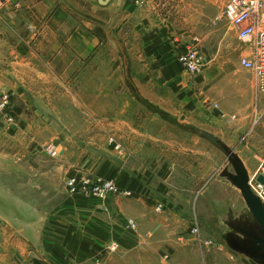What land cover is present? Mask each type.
<instances>
[{
	"label": "crops",
	"instance_id": "0c3cea01",
	"mask_svg": "<svg viewBox=\"0 0 264 264\" xmlns=\"http://www.w3.org/2000/svg\"><path fill=\"white\" fill-rule=\"evenodd\" d=\"M171 1L184 0H13L4 8L0 92L11 94L16 122H0V264H121L133 251L152 264H250L220 239L241 193L220 176L222 153L190 127L220 138L252 175L264 167L262 95L240 78L247 50L229 25L203 38L200 22L177 25L179 11L165 9ZM201 11L195 4L199 19ZM193 35L216 44L198 77L176 61ZM154 38L161 46L152 50ZM48 124H67L69 144ZM49 144L56 160L42 150ZM90 149L107 155L95 172L63 162ZM82 172L114 173L132 195L70 194L66 179ZM204 187L218 220L219 246L209 254L187 212ZM110 243L115 254L104 251Z\"/></svg>",
	"mask_w": 264,
	"mask_h": 264
},
{
	"label": "built area",
	"instance_id": "2783aa9c",
	"mask_svg": "<svg viewBox=\"0 0 264 264\" xmlns=\"http://www.w3.org/2000/svg\"><path fill=\"white\" fill-rule=\"evenodd\" d=\"M13 0H0V15L8 3ZM214 25L225 22L234 31L238 40L245 46L247 54L240 57L239 65L249 72L254 79L258 94H264V0H227L214 18ZM184 52L176 57L182 69L191 77L200 76L206 67V58L202 52L201 39L192 36L189 42L183 44ZM12 96L9 92H0V122L4 120L8 126L14 122L15 116L11 110ZM215 109H219L217 104ZM224 116V114H223ZM236 119L235 115L231 116ZM44 152L52 157H59V150L55 144L44 147ZM259 175L264 176V167L254 173L250 179L252 191L264 200V185L256 181ZM66 188L72 194H89L98 199H105L110 195L131 196L127 189H120L113 180L96 175H80L66 179ZM157 212L163 211V205L156 207ZM128 228L135 229L133 220H128ZM195 240L202 245L206 253H211L219 246L213 240H203L197 228L191 231ZM118 244L110 243L104 251H115ZM250 264H254L251 260Z\"/></svg>",
	"mask_w": 264,
	"mask_h": 264
},
{
	"label": "rangeland",
	"instance_id": "374dc122",
	"mask_svg": "<svg viewBox=\"0 0 264 264\" xmlns=\"http://www.w3.org/2000/svg\"><path fill=\"white\" fill-rule=\"evenodd\" d=\"M226 1L227 0H184L183 2L180 3V7H177V6H179V4H173V2L171 1L170 4L165 7V9H166V11L171 10L172 13L174 10L179 11L178 16H177V21H176L177 25H182V23H186V21L190 22V23L200 22L199 25L201 27L199 30H200V34H202L203 38H204L205 34H207L212 28L213 29L215 28L216 25H214V22H213L214 18L216 16V14L218 13L219 9L226 3ZM195 4L201 6V10H202L201 11L202 12L201 19L198 18V14H194V5ZM223 23H225V22H223ZM183 31H187V30H183ZM183 31H180V32H183ZM193 36H195V35H193ZM198 37H200V36L198 35ZM200 39H201L202 52L205 55L206 63H207L209 61V58H208L209 50L211 48H214V47L216 48V46H215L216 44H214V42L212 44H206V43H204L202 37H200ZM213 41H214V39H213ZM239 68H241V67L239 66ZM241 71L242 72L239 74L240 78H245V80L253 79V76L249 72H247L243 68H241ZM50 80H51V78H50ZM50 80L48 81V83H50ZM260 95H262V96H260V99L262 100L261 103L264 105V94H260ZM127 98L128 97H126V95H124V101H126ZM12 109L13 108L11 105V110ZM43 109H44V111H47L46 114L49 116V119H52L54 121V108L48 107V108H43ZM262 118L263 117H261L260 119H262ZM15 122H16V118H14V122L12 123V125L15 124ZM256 123L257 122L255 121V124ZM48 126H50L52 128L47 130V132H51L54 134L57 132L58 134L54 135V137L59 136L60 140L63 144H66V145L69 144L71 139H67V135H70V138H71L72 131L71 132L69 131V127L67 124H59V125L48 124ZM44 127H46V126H44ZM204 129H206V127ZM86 144H88V141H86L84 145H86ZM44 146H47V145L42 146L43 152L45 151ZM99 151H100V154H99ZM219 155H220L221 161H224L223 164L226 165L227 159L225 158V156L223 154H220V153H219ZM50 157H52V156H50ZM53 158H54V160H56V158H58V157L54 156ZM105 158H107V155H105V153L102 154L101 150L90 149V150H87V154H77V152L73 151L70 155H68L66 157V159L64 158L65 160L63 159L64 161L63 160L62 161L68 162L69 164H74L76 166V170H78V171L86 170L87 168L93 167L94 172H95V171H97L98 167L103 164V161ZM62 161H59V162H62ZM263 166H264V164H263ZM230 170H231V168H230ZM83 172H85V171H83ZM83 172H82V175H87L86 173H83ZM79 175H81V174H79ZM90 175L93 176L94 174H90ZM65 186H66V181H65ZM212 189H213V191H215L216 188L213 187ZM218 190H219V188L217 189V191ZM212 197L214 198L215 196L214 195L210 196V193L209 192L207 193V187L200 189V191L198 192V194L195 198V203L193 205H187V207L189 208V210L187 209V212H189L190 215L193 216L195 219V222H194L192 229L197 228L199 230L201 238L203 240L216 241V239H214V238L216 236L215 230L217 229V226H218V220L215 217L214 206L209 203V198H212ZM183 208H185V207L182 205L181 209L184 210ZM54 228L56 229V227H54ZM206 233H209L211 236L210 237L204 236V234H206ZM204 237H206V238H204ZM199 247L202 250L205 249L202 245H199ZM118 251H119V249H117L115 251H109L108 250L107 252H108V254H115ZM66 252L68 253V251H66ZM203 252L206 253L205 251H203ZM120 253H122V252L120 251ZM207 254H209V253H207ZM141 255L144 256L142 253H141ZM68 256H70V255H68ZM113 261H114V259H112L110 263H113ZM121 262H122L121 264H152V259L149 260L146 258V259L142 260L139 258V252L133 251L129 254L123 253V257H122Z\"/></svg>",
	"mask_w": 264,
	"mask_h": 264
},
{
	"label": "water",
	"instance_id": "95a60500",
	"mask_svg": "<svg viewBox=\"0 0 264 264\" xmlns=\"http://www.w3.org/2000/svg\"><path fill=\"white\" fill-rule=\"evenodd\" d=\"M110 0H100L107 5ZM201 137L217 148L227 159V166L220 176L240 191L243 206L239 211L229 209V218L225 221L226 230L220 236L221 241L232 252L245 256L254 264H264V200L256 195L250 186L249 172L239 155L220 138L194 127ZM231 168V171H230ZM256 181L264 185V176Z\"/></svg>",
	"mask_w": 264,
	"mask_h": 264
},
{
	"label": "trees",
	"instance_id": "16d2710c",
	"mask_svg": "<svg viewBox=\"0 0 264 264\" xmlns=\"http://www.w3.org/2000/svg\"><path fill=\"white\" fill-rule=\"evenodd\" d=\"M161 40L159 39V38H154V41H153V44H152V50H155V49H157L158 47H160L161 45ZM113 174L114 173H112V175L110 176V178H113ZM101 175V174H100ZM110 178H108V179H110ZM111 180V179H110ZM82 249H86V247L85 246H83L82 245ZM102 250V249H101Z\"/></svg>",
	"mask_w": 264,
	"mask_h": 264
},
{
	"label": "bare ground",
	"instance_id": "6f19581e",
	"mask_svg": "<svg viewBox=\"0 0 264 264\" xmlns=\"http://www.w3.org/2000/svg\"><path fill=\"white\" fill-rule=\"evenodd\" d=\"M252 175H250V179H251Z\"/></svg>",
	"mask_w": 264,
	"mask_h": 264
}]
</instances>
